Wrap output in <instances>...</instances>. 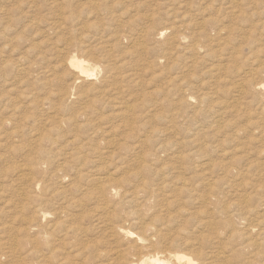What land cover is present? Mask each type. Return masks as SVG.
<instances>
[{"label":"rangeland","instance_id":"374dc122","mask_svg":"<svg viewBox=\"0 0 264 264\" xmlns=\"http://www.w3.org/2000/svg\"><path fill=\"white\" fill-rule=\"evenodd\" d=\"M236 3L0 0V214L52 227L72 199L82 228L33 255L36 229L10 224L0 264H131L157 252L264 264V241L244 237L247 225L264 234V89L251 90L264 81V0ZM73 55L100 65L75 90ZM97 175L122 192L101 223L90 220L107 196L92 189Z\"/></svg>","mask_w":264,"mask_h":264},{"label":"bare ground","instance_id":"6f19581e","mask_svg":"<svg viewBox=\"0 0 264 264\" xmlns=\"http://www.w3.org/2000/svg\"><path fill=\"white\" fill-rule=\"evenodd\" d=\"M224 1H226V3L228 4L229 9L231 11H234V9L237 6L236 0H224ZM216 29L218 30L217 33H219L220 35H225L227 33L223 24H219ZM164 33H165V29H162L157 34L163 35ZM68 65L75 72L73 90H75V88L77 87V85H76L77 82H80L81 80L94 79L95 75H97L98 71H100V65L98 63L96 64V63L89 62L82 57H78L77 55H73L70 58ZM234 88L236 89V91L239 94L244 93V90L246 88L244 81L241 80V81L236 82L234 85ZM261 89H264V81L254 82L253 86L251 88V90L253 92H257ZM73 90H72L71 94H73V92H75ZM71 94L69 95L70 97H71ZM69 96H68V98H70ZM66 98H67V96H66ZM92 184H93L92 189L95 193H103L104 194L106 192V194H107V196H105V194H104L105 198H104L103 206L101 208L99 207L98 208L99 210H97V212L99 211V213L94 214L93 217L90 219V220H96L97 223H101V222H104L101 220L102 215L104 217V216H108L112 213V211H109L108 209L112 205V202L114 199H118V198L121 199L122 198V196H121L122 192H120V188L118 187L117 183H115L114 180L108 175H105V176L97 175L95 177V179L92 181ZM118 203H120V202H118ZM71 206H73V207L77 206V203L74 202V200H72V199H69L67 202L60 204L56 208L55 212L53 213L54 218L52 219V222H53L52 227L48 225L49 227H47V228L41 227L39 225H37L38 227L36 228L35 226H33L34 224H29L27 227L22 228L25 225L23 219L14 218L13 220L8 221V220L3 219L4 217H2V216H4V215L0 214V229L2 228L3 230H7V231L11 230L12 228H14V226L13 225L10 226V224H14V223L19 221L21 228H19L18 232H22L24 234V236H28V234H30V231L33 228V229H36V233L40 235V241L31 243L30 250H31L33 255H37L39 253V250L34 247L35 244H39V243L44 244L51 252H54V250L56 248V246L54 244V240L59 238L60 232H64L63 237L65 238L69 232L71 234L72 232H74L76 230H79V229L82 230V228H80L79 226H77V224H75V220H76L77 215H75L72 212ZM14 208H16V207H14ZM104 208L107 209V211H105L103 213V211H100V210H102ZM16 210H18V209L16 208ZM245 210H246L245 214H247L249 216L251 212L249 211V209H245ZM33 212L36 216H41L44 220L46 219L48 213H50L48 211H45L43 206L39 207V209H35ZM79 214L80 213H78V215ZM262 214L263 213L260 212L259 215H254V216L255 217L260 216V215L262 216ZM91 216L92 215H90V217ZM83 217L88 218V216L86 214H83ZM19 224L16 223L15 225L17 226ZM205 224L209 225L210 223L205 221ZM62 227H64V228L61 229ZM247 227H248V231L245 233L247 235L244 236L246 238L245 241L247 242L246 246L257 247V246L261 245L264 241L263 232L260 231L259 229H257L256 227L251 228V227H249V225H247ZM118 232H120L121 234L126 235V236L133 234V232H131L129 229H127L126 227H123V226L119 228ZM30 235L33 236L32 234H30ZM11 237L12 238H9V241L5 243V246L7 248H9L10 250H13L18 245L19 241H21V240L18 239V235L16 236L17 238L15 236L14 237L11 236ZM63 237H62V239H64ZM34 239L36 240L35 237H34ZM137 239H138V237H137ZM142 239L143 238L141 237L140 240H142ZM141 244H142V242H141ZM186 245L192 251L199 253V255H219L218 252L205 251L204 249L198 250V246L196 244H189L188 242H186ZM139 246H140V248L142 247L141 245H139ZM143 246L146 247L145 244ZM134 249H136V248H134ZM143 253L145 254V252H143ZM118 254L124 255V252L120 251ZM164 255H170V257H166ZM48 256L49 255H38V257L40 259V263L43 264L45 258ZM50 256H55V255L52 253V254H50ZM131 264H198V262L195 260V258L193 256L186 254V253H182V252H174V253L168 252L167 254H160L157 252V253L152 254V255H143V257L141 259H139L138 261L132 260Z\"/></svg>","mask_w":264,"mask_h":264}]
</instances>
